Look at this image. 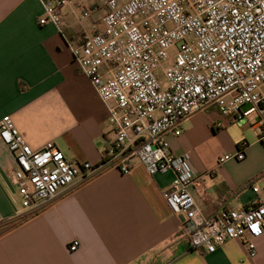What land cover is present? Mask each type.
I'll list each match as a JSON object with an SVG mask.
<instances>
[{
	"label": "crops",
	"instance_id": "crops-1",
	"mask_svg": "<svg viewBox=\"0 0 264 264\" xmlns=\"http://www.w3.org/2000/svg\"><path fill=\"white\" fill-rule=\"evenodd\" d=\"M43 15L40 0H0V120L10 116L33 150L51 142L72 163L100 165L114 135L68 45L101 30L104 9L83 18L76 7L65 8L61 31L40 25ZM182 130L168 138L170 153L190 155L198 176L191 192L203 215L212 219L250 207L256 200L251 184L264 181L259 114L224 116L210 104L185 120ZM244 143V160L218 165ZM14 166L0 143V264H264V234L255 257L236 239L214 253L191 249V221L175 215L163 197L172 172L150 176L136 164L124 175L104 167L55 200L25 209L19 187L10 183ZM73 240L80 245L71 252Z\"/></svg>",
	"mask_w": 264,
	"mask_h": 264
},
{
	"label": "built area",
	"instance_id": "built-area-1",
	"mask_svg": "<svg viewBox=\"0 0 264 264\" xmlns=\"http://www.w3.org/2000/svg\"><path fill=\"white\" fill-rule=\"evenodd\" d=\"M40 2L44 15L38 23L59 31L69 6L83 18L104 9L103 28L68 47L104 104L114 138L100 165H78L54 143L33 150L11 117L4 116L0 143L14 159L9 178L20 189L23 207L49 203L79 178L104 167L127 175L140 164L150 176L174 173L163 197L175 215L191 221V249L214 253L236 239L255 257L256 240L264 234V181L251 184L256 200L250 207L208 219L191 192L198 184L191 157L171 154L168 138L179 137L182 123L210 104L224 116L258 113L264 127V0ZM245 152L244 143L218 165L242 161ZM79 245L73 240L69 250Z\"/></svg>",
	"mask_w": 264,
	"mask_h": 264
},
{
	"label": "rangeland",
	"instance_id": "rangeland-1",
	"mask_svg": "<svg viewBox=\"0 0 264 264\" xmlns=\"http://www.w3.org/2000/svg\"><path fill=\"white\" fill-rule=\"evenodd\" d=\"M247 107H244V109H246ZM11 183V185H13V186H15L16 188H17V186L13 183V182H10ZM21 194V193H20ZM20 194H19V197H20V203H21V205H22V198H21V196H20Z\"/></svg>",
	"mask_w": 264,
	"mask_h": 264
}]
</instances>
